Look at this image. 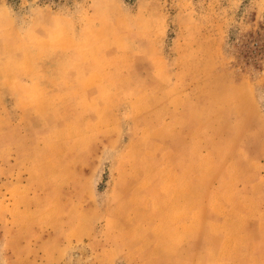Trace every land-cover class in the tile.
Segmentation results:
<instances>
[{"label": "rangeland", "instance_id": "rangeland-1", "mask_svg": "<svg viewBox=\"0 0 264 264\" xmlns=\"http://www.w3.org/2000/svg\"><path fill=\"white\" fill-rule=\"evenodd\" d=\"M74 40L100 54L124 50L136 75L153 76L156 66L170 79L146 102L118 103L112 113L126 133L116 150L104 149L105 133L95 150V140L76 133L103 127L109 112L76 122L72 102L35 107L7 86L34 53ZM53 50L36 69L58 86L75 60ZM139 87L149 88L132 93ZM0 90V264H97L116 243L137 254L130 222L141 217L126 200L112 215L123 145L140 122H164L172 105L211 127L217 143L229 142L236 126L264 135V0H0ZM156 107L158 118L136 117ZM128 258L102 264H132Z\"/></svg>", "mask_w": 264, "mask_h": 264}, {"label": "crops", "instance_id": "crops-1", "mask_svg": "<svg viewBox=\"0 0 264 264\" xmlns=\"http://www.w3.org/2000/svg\"><path fill=\"white\" fill-rule=\"evenodd\" d=\"M72 44L34 53L30 68L12 70L7 86L35 107L57 97L58 102H72L76 122L88 117L98 121L109 112L103 127L98 121L90 132L76 133L95 140L94 150L105 133L104 149L116 150L126 132L122 119L112 111L127 99L134 105L146 102L152 88L170 85L168 74L154 66L153 76L141 77L133 73L136 64L130 63L124 50L100 54L83 50L76 40ZM57 49L69 50L75 61L62 72L64 84L53 86L36 66ZM133 86L149 88L132 93ZM172 106L174 111L164 122H140L138 133L133 132L121 149L123 158L111 182L114 219L123 207L118 202L125 200L141 217L138 223L130 222V230L139 231L138 252L112 244V257L97 264L119 256L129 257L132 264H264V135L236 126L229 142L217 143L211 127L194 124L182 106ZM159 108L134 115L142 121L152 115L158 118ZM60 133L59 129L51 134Z\"/></svg>", "mask_w": 264, "mask_h": 264}, {"label": "trees", "instance_id": "trees-1", "mask_svg": "<svg viewBox=\"0 0 264 264\" xmlns=\"http://www.w3.org/2000/svg\"><path fill=\"white\" fill-rule=\"evenodd\" d=\"M230 40H235L234 36H232V37L230 36Z\"/></svg>", "mask_w": 264, "mask_h": 264}]
</instances>
